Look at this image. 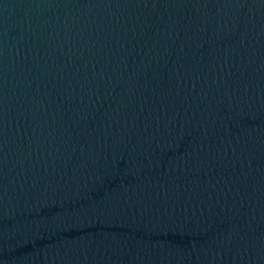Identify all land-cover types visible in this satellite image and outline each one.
<instances>
[{
  "label": "water",
  "instance_id": "water-1",
  "mask_svg": "<svg viewBox=\"0 0 264 264\" xmlns=\"http://www.w3.org/2000/svg\"><path fill=\"white\" fill-rule=\"evenodd\" d=\"M0 264H264V0H0Z\"/></svg>",
  "mask_w": 264,
  "mask_h": 264
}]
</instances>
